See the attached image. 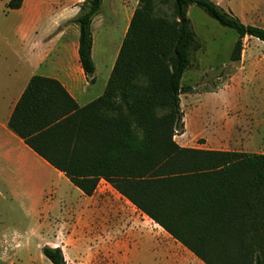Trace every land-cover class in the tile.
Segmentation results:
<instances>
[{"label":"trees","instance_id":"trees-1","mask_svg":"<svg viewBox=\"0 0 264 264\" xmlns=\"http://www.w3.org/2000/svg\"><path fill=\"white\" fill-rule=\"evenodd\" d=\"M23 3L11 0L8 9ZM102 5L87 0L73 21L91 79L93 22ZM191 6L237 33L231 62L241 61L246 38L264 43V28L211 0H140L102 97L80 108L57 81L34 77L9 128L84 195L108 182L204 264H264V155L175 141L185 132L181 96L192 91L183 78L202 49ZM42 252L52 264H67L60 248Z\"/></svg>","mask_w":264,"mask_h":264},{"label":"rangeland","instance_id":"rangeland-1","mask_svg":"<svg viewBox=\"0 0 264 264\" xmlns=\"http://www.w3.org/2000/svg\"><path fill=\"white\" fill-rule=\"evenodd\" d=\"M10 1L0 0V92L7 73V39L15 38L13 31L28 25L29 18L34 16L38 18L33 27H50L70 15L71 8H82L87 0H24L23 9L18 11L8 9ZM139 1L103 0L102 11L93 28L96 40L93 60L97 72L90 95H95L108 83L116 52L127 34V12H135ZM211 1L245 25L264 28V0ZM188 19L202 49L195 54L193 69L183 78V86L192 89L181 96L188 136L184 132L177 141L182 144L190 138L193 147L203 148L219 125L223 107L236 102L243 104L247 92L254 86L264 92V43L246 38L241 61L233 63L231 56L238 40L235 31L222 27L196 6L189 8ZM7 33L12 35L7 36ZM39 172L43 173L44 186L52 183L66 201H78L79 191L72 184L51 178L45 169ZM28 182L21 187L16 181L7 179V197H0V264H52L42 251L50 247L48 243L53 240L56 224L40 214L36 205L40 194L31 192L33 181ZM121 231L122 234H117L131 241L125 245L124 253L137 264H204L150 220L129 222ZM107 234L115 233L109 231Z\"/></svg>","mask_w":264,"mask_h":264},{"label":"crops","instance_id":"crops-1","mask_svg":"<svg viewBox=\"0 0 264 264\" xmlns=\"http://www.w3.org/2000/svg\"><path fill=\"white\" fill-rule=\"evenodd\" d=\"M71 9L72 13L63 21L46 28L33 27L37 16L29 18L28 25L13 31V40L7 39V73L0 92V197H7V179L16 181L21 187L33 181L31 192L40 194L37 209L56 224L53 240L48 244L51 248L62 249L67 264H137L124 253L130 239L117 232L122 234L123 227L138 219L144 223L147 220L155 222L103 179L94 196L88 197L77 189L78 201H66L52 183L43 185V173L39 171L45 169L51 178L72 183L9 128L12 115L34 77L57 81L80 108L104 95L108 83L95 95L89 94L96 80L93 77L92 82L84 74L80 63L79 27L75 23L62 27L80 15V6ZM133 14L132 10L127 12L126 32ZM95 45L94 36L93 55ZM120 50L116 52L111 74ZM219 116V125L203 148L193 147L190 138L179 144L177 136L176 143L186 149L264 155V92L260 87L254 86L248 91L243 104L236 102L223 107ZM185 133L188 136V132ZM109 231L115 234L108 235Z\"/></svg>","mask_w":264,"mask_h":264}]
</instances>
